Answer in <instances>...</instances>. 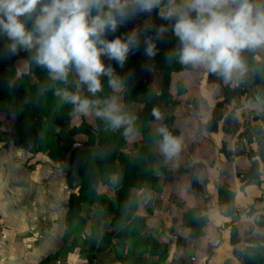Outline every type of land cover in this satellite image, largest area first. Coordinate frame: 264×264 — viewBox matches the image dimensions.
<instances>
[{"label":"crops","instance_id":"crops-1","mask_svg":"<svg viewBox=\"0 0 264 264\" xmlns=\"http://www.w3.org/2000/svg\"><path fill=\"white\" fill-rule=\"evenodd\" d=\"M145 17L142 15L132 21L133 27L136 28L138 24L141 25L140 28L144 27L142 24ZM147 17L153 30V17ZM19 60L23 59L16 60L14 64L17 77L20 74L17 68V64L21 63ZM194 71L196 68L183 66L182 71L172 74L168 89L172 102L162 105V121L157 127L154 126L158 121L155 117L149 123L150 129L158 134L156 130L163 126L164 119L172 117L168 129L181 140V151L168 158L167 168L171 173L170 176H161L159 191L136 190L131 195L136 205L135 214L144 219L138 232L139 240L146 247L154 241L168 244L166 255L132 246L134 258L139 264H241L240 252L249 245L241 240L251 219L247 208L257 198H264V161L260 163L261 169L256 171L258 182L246 183L241 162L236 159L227 161L214 158L211 151L200 152L201 143H205L210 149L214 147L216 151L219 150L222 131L219 127L217 131L203 128L199 122L202 119L201 112L189 109V101L194 103L201 99L198 90L201 86L191 81ZM25 73L27 71L20 75ZM139 79L142 81L139 82ZM136 82L147 88V98L141 96L125 103L123 89L122 102L128 114L139 117L150 97L160 94L163 74L155 68H143L136 76ZM156 85L159 90H151ZM113 95L117 96L116 93ZM197 131H200V135ZM136 135L140 137L134 142L142 143L141 133H135L127 138L123 152L126 153L130 138ZM76 138L75 140H79ZM81 141H85V138ZM160 141L153 147L158 155L163 153ZM135 143L134 152L130 154L136 152ZM156 148H159L158 152ZM27 151L16 147L13 142L8 148L3 144L0 146V264H42L44 259L65 244L71 245L64 242L59 246L57 222L60 219L57 210L61 199L64 212L66 210L67 224L68 200L73 191L65 199L62 195L73 183H68L64 169V178L58 180L55 172L59 171L56 168L58 165L62 169L59 161L48 157L50 159L43 163L41 152H32L33 157L26 158V154L31 155ZM45 155L48 156L46 153ZM188 167L191 168L190 172H187ZM112 179L115 187L116 177L111 176L110 183ZM227 199L230 202L224 203ZM259 204L261 209L263 201ZM201 217L205 219L204 223ZM197 219L200 220L199 223L196 222ZM233 224L239 228V243L236 245L231 243L230 228ZM260 230L259 233L264 235V227H260ZM85 231L86 236L91 234V228L90 232ZM64 237L65 233L63 239ZM115 245V239H112V244H102L99 264H122L117 258ZM72 254L67 253L65 258H59L53 264H70Z\"/></svg>","mask_w":264,"mask_h":264},{"label":"clouds","instance_id":"clouds-1","mask_svg":"<svg viewBox=\"0 0 264 264\" xmlns=\"http://www.w3.org/2000/svg\"><path fill=\"white\" fill-rule=\"evenodd\" d=\"M166 22L108 35L139 16ZM177 45L165 54V63L202 68L225 82L246 65L242 54L264 48V0H0V38L6 43L0 58L27 53L29 62L46 71L40 91H51L74 113L94 114L113 131L134 132L136 117L126 113L115 95L98 98L104 78L114 93L122 91L130 73H118L105 59L123 69L144 44V55H158L157 41L169 33ZM143 37V40L141 39ZM90 94L82 96L81 90ZM152 115L161 119L159 111ZM160 149L169 158L181 151V140L166 126L156 130Z\"/></svg>","mask_w":264,"mask_h":264},{"label":"trees","instance_id":"trees-1","mask_svg":"<svg viewBox=\"0 0 264 264\" xmlns=\"http://www.w3.org/2000/svg\"><path fill=\"white\" fill-rule=\"evenodd\" d=\"M152 17L154 29L148 32L149 36H154L155 28L166 23L158 19L155 13ZM132 28L134 27L130 22L118 32L110 33L108 39L126 34ZM141 39L143 40V37ZM5 43L6 40L0 38V51L3 50ZM156 43L158 55L154 59H149L144 55V44L141 43L139 51L128 58L123 69L119 68L115 61H110L118 73H130V78L124 88L125 103H130L137 97H144L149 93L146 87L136 82V76L141 69L155 68L163 74L161 92L159 95H152L146 102L141 116L136 117L133 125L134 132L129 136H124L123 129L113 131L97 117H94L93 124L82 119L78 126L70 128L65 135L69 142H78L75 138L79 135L84 136L85 141H79V143L88 148H77L68 158L64 154L69 150L70 145L67 147L62 144L65 135L59 130L80 114L74 113L71 105L62 104L51 91H40L47 81V73L32 65L27 53L20 52L11 58H0V114L13 113L16 117L14 136H10L11 142L16 147L33 153H46L51 159L60 163H68L74 167V173H67L68 183L72 184L75 179H78V190L69 195L64 239L66 240L67 231H70L68 229L73 228L85 204L90 208L87 209V214L94 206L100 204L104 223L92 224L91 234L85 237L83 246L80 248V252L88 257V264H99L98 256L103 251L102 244H112V239L116 240L117 258L122 264H139L134 258L135 253L132 246L142 247L151 253L166 255L168 252L167 243L154 241L146 247L139 240L138 232L140 226L144 224V219L135 214L136 205L131 198L136 190L159 191L161 176H170L171 173L167 168L169 157L163 153L157 155L153 148L161 137L150 129L149 123L154 120L153 109L160 113L162 105L172 102L168 93L172 74L182 71L183 66L176 62L165 63V54L177 45V40L171 34V30L165 34L162 41ZM252 52L253 50H248L246 55L251 57ZM18 59L25 60L28 65L27 73L19 77H17L14 65ZM113 94L114 92L107 86V79L104 78V91L97 94L98 98H108ZM171 122L172 117H167L164 119L163 126L168 128ZM135 133H141L142 143H135L136 152L134 154L123 152L127 138ZM95 144L97 147H93ZM257 154L264 161V142ZM190 171L191 168L188 167L187 172ZM111 176L116 177V184L111 190L113 196L110 197L107 192L99 193L98 189L101 185L109 186ZM245 177L248 183L256 179L257 174L253 175L250 172L249 176ZM260 201V198L255 200V202ZM229 202V199L224 201V203ZM201 218L204 223L205 219ZM199 221L197 219L196 222L199 223ZM238 235V226L231 225L230 236L233 245L239 243ZM65 248L71 249V245L65 244L56 253L44 259L42 264H53L55 260L65 258L67 255L64 253ZM257 254L256 261L252 260L253 258H247L249 260H245L246 264H264L263 234L259 235Z\"/></svg>","mask_w":264,"mask_h":264},{"label":"rangeland","instance_id":"rangeland-1","mask_svg":"<svg viewBox=\"0 0 264 264\" xmlns=\"http://www.w3.org/2000/svg\"><path fill=\"white\" fill-rule=\"evenodd\" d=\"M144 26L151 25L149 17H145ZM141 25H137L136 28H140ZM248 50L245 51L242 56L246 65V70L243 73H237L233 78L227 82L222 77L208 73L202 68H196L194 75H191V81L199 83L201 87L198 90L201 94L199 101H189L191 108L196 109L197 112H201L199 122L202 127H206L208 131H217L221 129V141L219 142V150H215L214 147L201 143L200 152L207 153L211 151L212 157L221 158L224 160H238L242 164V170L245 176H249L250 172L256 175L255 172L258 168L261 169L260 163L263 158L257 154L261 148L262 142H264V106H259L254 98L255 94H259L264 100V48L254 49L252 56L246 55ZM21 63L17 64L18 72L24 73L27 71V62L19 60ZM105 63L109 64V60L105 59ZM19 74V75H20ZM18 75V77H19ZM21 76V75H20ZM32 80V79H31ZM142 80L139 79V82ZM151 90H159V86L151 87ZM82 96L90 97V94L82 89ZM117 101L121 105L122 109L127 113V109L123 106L122 91L116 93ZM149 97V96H148ZM91 98V97H90ZM147 98V95L144 96ZM94 114L81 115L74 117L67 125L60 129L61 134L65 135L71 126L80 124L81 120H86L87 123H94ZM162 118L159 119L154 126L157 127L158 123H161ZM16 123V117L13 113H1L0 114V146L9 147L11 144L10 136H14V126ZM198 127L197 129H199ZM200 130V129H199ZM200 135V131H197ZM63 143L69 147L70 142L67 140L66 135L64 136ZM139 135L130 138L126 153L134 152L133 143L137 142ZM79 140L84 139L83 136H77ZM76 138V139H77ZM135 141V142H134ZM206 142V141H204ZM157 152L159 148H156ZM29 152V151H27ZM32 152L30 151V154ZM159 154V153H158ZM157 154V155H158ZM33 157L26 154V158ZM41 160L44 163L49 160L48 156L43 153ZM257 163V164H256ZM59 166V165H58ZM56 167L59 171L57 174L58 180L61 181L64 178L65 173L73 172L74 167L68 163H61L62 169ZM241 165H239V169ZM258 166V168H256ZM242 173V172H241ZM260 173V172H259ZM114 179L109 186L101 185L100 191L107 192L109 196H113L112 189L114 188ZM246 181V180H244ZM255 183L258 182L254 179ZM67 190H64L63 197L70 191H77L78 179H75L71 186H68ZM263 201V205L260 209L259 202H254L248 206L247 210L251 215L250 224L246 227L242 233L241 240L248 242V246H245L240 252L241 264H246L247 258H253L257 260V249L260 227H264V198L260 199ZM58 210L60 222L59 226V246L64 242L71 244V249L65 248V254L73 253L70 264H88V257L80 252V248L83 246V242L86 237V231L90 232L92 224L99 222L104 223L103 213L100 211V204H97L91 209V212L87 214V209H90L85 204L78 215V219L75 221V225L72 229H68L66 240L63 239V234H66L67 224L65 223V212L64 205L61 199L59 200ZM62 214V216H61ZM73 230V231H72ZM72 231V232H71ZM113 255V252L111 253ZM250 256V257H248ZM93 264V263H92ZM95 264V263H94Z\"/></svg>","mask_w":264,"mask_h":264},{"label":"water","instance_id":"water-1","mask_svg":"<svg viewBox=\"0 0 264 264\" xmlns=\"http://www.w3.org/2000/svg\"><path fill=\"white\" fill-rule=\"evenodd\" d=\"M254 98H255V100H256V102H257V104H258L259 106H264V100L262 99V97H261L259 94H255ZM93 147H97V144H95ZM77 148H80V149H87L88 146H86V145H84V144H81V143H79V142L71 141V142H70V148H69V150L64 154V156H65L66 158L70 157L71 154H72V152H73L75 149H77Z\"/></svg>","mask_w":264,"mask_h":264}]
</instances>
